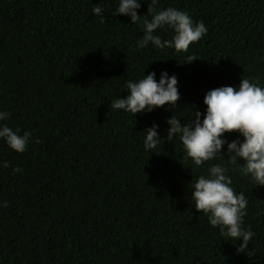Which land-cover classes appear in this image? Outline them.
Returning <instances> with one entry per match:
<instances>
[{
  "label": "trees",
  "instance_id": "16d2710c",
  "mask_svg": "<svg viewBox=\"0 0 264 264\" xmlns=\"http://www.w3.org/2000/svg\"><path fill=\"white\" fill-rule=\"evenodd\" d=\"M97 4L104 23L92 14ZM116 7L117 0H0V110L11 113L0 123L33 141L16 153L0 140V162L9 164L0 167V202L8 204L0 207V264H264V186L242 177L239 161L193 166L165 123L172 114L184 123L190 109L203 114L207 91L235 88L240 78L264 87V0H159L158 9L205 24L207 34L186 53L138 51L142 24L113 16ZM189 54L199 59L185 64ZM161 71L177 78L173 112L110 109L126 81L149 72L158 81ZM153 123L161 140L149 154L143 131ZM210 163L226 167L248 200L251 258L193 207L191 185Z\"/></svg>",
  "mask_w": 264,
  "mask_h": 264
},
{
  "label": "clouds",
  "instance_id": "9594fccd",
  "mask_svg": "<svg viewBox=\"0 0 264 264\" xmlns=\"http://www.w3.org/2000/svg\"><path fill=\"white\" fill-rule=\"evenodd\" d=\"M145 0H117L115 15L128 17L131 24H142L143 35L135 42L139 51L151 45L155 49H172L174 53H186L190 45H194L207 34L202 21H193L190 15L174 7L158 9L159 0H149L146 15L138 11ZM92 14L100 18L105 11L101 4L93 6ZM150 17V18H147ZM160 32H170V39H162ZM197 56L189 54L185 64L191 63ZM145 71V70H144ZM177 78L161 71L159 79L155 72L143 73L135 81H126L128 90L123 98L110 101V109L136 114H146L154 109L166 106V110L176 109L180 99ZM205 106L203 114L191 110L190 115L181 123L176 115L165 120L167 138H178L185 157L197 168L207 162L227 159L230 164L238 165V172L256 186H264V87L256 79L240 78L237 87L222 86L211 89L203 97ZM11 113L0 110V122L7 121ZM203 117V118H201ZM158 125L153 123L143 131V149L154 153L161 140L158 136ZM237 133L238 138L226 140L225 134ZM242 138V140L240 139ZM0 140L10 150L23 153L32 141V133L19 128L13 130L6 123H0ZM39 143V140H35ZM226 145V150L221 151ZM0 167L8 168V162H0ZM21 169L13 167L16 174ZM228 169L221 163H210L205 175L198 176L191 185V201L197 213H203L207 222L216 229L224 241L236 245L237 254L251 258L254 249L248 245L255 233L244 226L247 215L248 200L243 192L237 193L232 187V179ZM0 207L7 208V201L0 202Z\"/></svg>",
  "mask_w": 264,
  "mask_h": 264
}]
</instances>
